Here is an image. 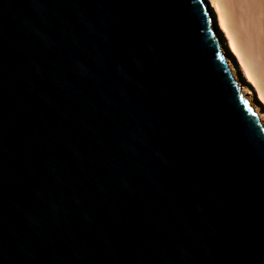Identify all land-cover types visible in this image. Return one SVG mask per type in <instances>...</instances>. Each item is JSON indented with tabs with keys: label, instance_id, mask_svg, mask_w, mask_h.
I'll use <instances>...</instances> for the list:
<instances>
[{
	"label": "water",
	"instance_id": "water-1",
	"mask_svg": "<svg viewBox=\"0 0 264 264\" xmlns=\"http://www.w3.org/2000/svg\"><path fill=\"white\" fill-rule=\"evenodd\" d=\"M206 0H0V264H264V128Z\"/></svg>",
	"mask_w": 264,
	"mask_h": 264
},
{
	"label": "bare ground",
	"instance_id": "bare-ground-1",
	"mask_svg": "<svg viewBox=\"0 0 264 264\" xmlns=\"http://www.w3.org/2000/svg\"><path fill=\"white\" fill-rule=\"evenodd\" d=\"M206 2L214 17L215 36L222 43L221 50L228 67L264 128V59L257 52L261 44L257 39L259 36L246 28L237 0Z\"/></svg>",
	"mask_w": 264,
	"mask_h": 264
},
{
	"label": "rangeland",
	"instance_id": "rangeland-1",
	"mask_svg": "<svg viewBox=\"0 0 264 264\" xmlns=\"http://www.w3.org/2000/svg\"><path fill=\"white\" fill-rule=\"evenodd\" d=\"M242 7V16L246 28L258 37V42L261 41L257 52L263 56L264 59V0H237ZM255 23V26H253ZM257 42V43H258ZM264 61V60H263Z\"/></svg>",
	"mask_w": 264,
	"mask_h": 264
}]
</instances>
